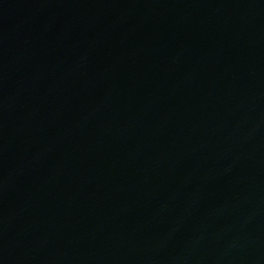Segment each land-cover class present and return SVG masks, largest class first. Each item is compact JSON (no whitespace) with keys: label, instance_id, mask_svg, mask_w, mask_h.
Returning a JSON list of instances; mask_svg holds the SVG:
<instances>
[{"label":"water","instance_id":"95a60500","mask_svg":"<svg viewBox=\"0 0 264 264\" xmlns=\"http://www.w3.org/2000/svg\"><path fill=\"white\" fill-rule=\"evenodd\" d=\"M0 264H264V0H0Z\"/></svg>","mask_w":264,"mask_h":264}]
</instances>
